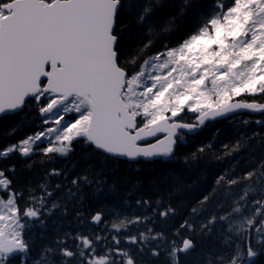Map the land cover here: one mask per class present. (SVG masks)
I'll return each instance as SVG.
<instances>
[{
	"label": "snow or ice",
	"instance_id": "obj_1",
	"mask_svg": "<svg viewBox=\"0 0 264 264\" xmlns=\"http://www.w3.org/2000/svg\"><path fill=\"white\" fill-rule=\"evenodd\" d=\"M237 115L250 158L174 202ZM0 158V264H264V0H0ZM108 162L173 187L84 207Z\"/></svg>",
	"mask_w": 264,
	"mask_h": 264
},
{
	"label": "trees",
	"instance_id": "obj_2",
	"mask_svg": "<svg viewBox=\"0 0 264 264\" xmlns=\"http://www.w3.org/2000/svg\"><path fill=\"white\" fill-rule=\"evenodd\" d=\"M259 117H248L247 115H237L234 118H230L229 121H219L213 124H209L207 128L203 130V132L199 136L200 141L207 142L211 140L213 132L217 129H224L225 127H228L231 129V135H229L227 138L221 136L217 140L213 141L214 146V152L215 156H210L206 162V166L201 169L202 175L197 174L195 176L191 177V180H189V183H191L193 180L198 181L197 184L193 185L192 188L186 189L184 195L176 196L174 197V202H177L181 199L184 200H191L192 196L195 195L196 191L199 188V185L210 181L212 179V176L214 173L221 172L225 169H229L232 166L236 164L237 159H239V166H244V161L246 159H249V154L244 153L239 156H228L224 154V151L222 150V144L223 143H234L235 139L238 138L239 133H247L250 131L255 125L249 124L244 125L241 123V121L245 119H258ZM219 157V158H216ZM70 161H76L77 162V171H84V169L87 167V164L89 163V158L87 156V150L81 147H77V150L69 157ZM0 162H2V158H0ZM62 161H57V163H61ZM95 168L101 167V162L99 159H96L95 161H92ZM18 165H22L21 161H17ZM43 167L37 163L34 167L33 172L28 173V175H33L35 178H39L43 172ZM106 172H108V175L105 177L107 180V183L104 185L105 190L109 188V186L112 184L113 181H115V192L117 195L115 196H109L108 199L104 200L103 204H99L96 202L95 197H93L91 200H87L84 207L95 209L99 207H114L116 211L127 214L132 211L130 208H125L121 204L122 198H130L133 201L137 196H152L155 198L157 195L165 196L166 197V189L170 190L173 185L169 184L163 187H160L159 189L150 188L146 183L137 185L136 181L141 178H147L150 173H152L154 170L151 166L146 165H140V166H127L123 163H120L119 165H113L112 162H108V166L105 169ZM93 189H88L86 191V197L90 196V194L93 192ZM130 194V195H129ZM71 208V204L69 205ZM134 207V205H133ZM137 213L141 212L140 209H135ZM74 215V214H73ZM52 219L60 221V217L56 216L51 218L48 221L49 225V232L51 231V228L54 227L52 224ZM114 219V217H113ZM69 222H71L73 225H75V221L73 220L72 216H69L68 218L63 220L64 226L67 227L69 225Z\"/></svg>",
	"mask_w": 264,
	"mask_h": 264
}]
</instances>
